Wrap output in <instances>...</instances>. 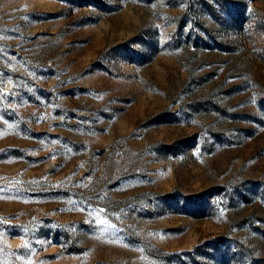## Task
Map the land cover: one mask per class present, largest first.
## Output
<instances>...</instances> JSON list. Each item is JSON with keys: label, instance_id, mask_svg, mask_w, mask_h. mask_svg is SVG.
Wrapping results in <instances>:
<instances>
[{"label": "rangeland", "instance_id": "obj_1", "mask_svg": "<svg viewBox=\"0 0 264 264\" xmlns=\"http://www.w3.org/2000/svg\"><path fill=\"white\" fill-rule=\"evenodd\" d=\"M0 264H264V0H0Z\"/></svg>", "mask_w": 264, "mask_h": 264}]
</instances>
